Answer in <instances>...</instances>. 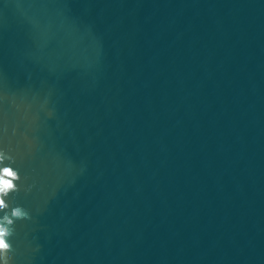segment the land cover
<instances>
[{
    "label": "water",
    "instance_id": "1",
    "mask_svg": "<svg viewBox=\"0 0 264 264\" xmlns=\"http://www.w3.org/2000/svg\"><path fill=\"white\" fill-rule=\"evenodd\" d=\"M0 154V264H264V0H0Z\"/></svg>",
    "mask_w": 264,
    "mask_h": 264
},
{
    "label": "clouds",
    "instance_id": "2",
    "mask_svg": "<svg viewBox=\"0 0 264 264\" xmlns=\"http://www.w3.org/2000/svg\"><path fill=\"white\" fill-rule=\"evenodd\" d=\"M3 159V154H0V162H2ZM18 179L19 177L17 173L14 172L12 168H0V208L5 207L3 196L6 195L10 190H13L15 188L13 181ZM12 215L15 217H21L25 216V213L21 209L17 208L12 211ZM7 219V217L4 218L5 221H7ZM8 234V229L3 226V223H0V252H4L9 248V245L5 242L4 239Z\"/></svg>",
    "mask_w": 264,
    "mask_h": 264
}]
</instances>
